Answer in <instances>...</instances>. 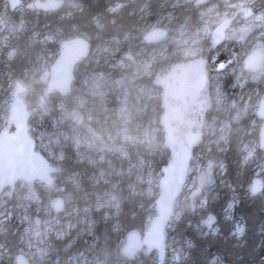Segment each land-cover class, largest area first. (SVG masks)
Listing matches in <instances>:
<instances>
[{"label": "snow or ice", "instance_id": "6c2138e0", "mask_svg": "<svg viewBox=\"0 0 264 264\" xmlns=\"http://www.w3.org/2000/svg\"><path fill=\"white\" fill-rule=\"evenodd\" d=\"M178 81L179 165L141 128ZM246 200L264 208V0H0V264H239Z\"/></svg>", "mask_w": 264, "mask_h": 264}, {"label": "trees", "instance_id": "16d2710c", "mask_svg": "<svg viewBox=\"0 0 264 264\" xmlns=\"http://www.w3.org/2000/svg\"><path fill=\"white\" fill-rule=\"evenodd\" d=\"M113 3L119 2V0H112ZM163 109L158 108L156 110V124H160V120L162 117ZM152 113H148L145 115L144 119L151 118ZM162 139L164 141L165 134H161ZM164 155H168L170 158L169 150L164 147L162 150ZM223 205V198L215 201L212 205V212L220 218L221 221H224V212L222 210ZM235 216L239 217H250L249 223L252 227L249 229L247 236L245 237V241L242 242L243 250L240 252L239 255V264H250V262H255V264H261V261L264 260V242H262V234L259 231L260 225L264 222V208H262L257 203H251L249 201H245L241 204L236 211ZM194 222H195V218ZM226 225H230L232 221H225ZM102 227V226H100ZM207 231V229H205ZM185 239H191L193 243L196 245L197 249H206L207 252L210 254L209 259L215 256L218 252L220 255L223 254V249L219 244V240L222 237L218 236H200L194 228L188 229L185 232ZM254 250V254L250 255L249 252ZM226 260L235 261L236 257L232 255H228L224 257Z\"/></svg>", "mask_w": 264, "mask_h": 264}, {"label": "rangeland", "instance_id": "374dc122", "mask_svg": "<svg viewBox=\"0 0 264 264\" xmlns=\"http://www.w3.org/2000/svg\"><path fill=\"white\" fill-rule=\"evenodd\" d=\"M25 84L27 86V91L24 95V102L29 106H34L38 101L37 97L34 94V88L33 84L30 81H25ZM38 87V86H37ZM229 92L232 91L231 88L227 89ZM111 107V100L105 101V102H97L95 106V110L93 112V119L90 121V123L93 125L96 131L100 132L103 135H108L111 133L112 135L117 134V124L113 122V118L108 115V109ZM150 113H152L151 118L144 119L145 115L141 117V128L148 131L149 136L153 139V142L161 149L163 150L166 145H164V141L162 139V133L163 128L161 125L156 124V110H150ZM130 131L132 133H135L136 127L135 125L130 126ZM164 134V133H163ZM37 151L40 152L41 149L37 147ZM240 217L236 216V219L238 220ZM234 223V221H232ZM15 224H19V220L16 219L14 221ZM171 239V237H170ZM169 259L171 254V248L168 250Z\"/></svg>", "mask_w": 264, "mask_h": 264}, {"label": "water", "instance_id": "95a60500", "mask_svg": "<svg viewBox=\"0 0 264 264\" xmlns=\"http://www.w3.org/2000/svg\"><path fill=\"white\" fill-rule=\"evenodd\" d=\"M28 89V88H27ZM183 91L182 81H178L175 84L176 99L174 100L175 109L172 113V118L168 123L163 122V116L161 117L160 124L165 134L164 145L170 152L171 159L179 165V153L182 143L186 140L190 131V125L185 120V112L188 105L181 99ZM24 100V98H22ZM164 111V109H163ZM171 140V142H169Z\"/></svg>", "mask_w": 264, "mask_h": 264}]
</instances>
